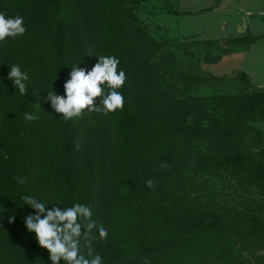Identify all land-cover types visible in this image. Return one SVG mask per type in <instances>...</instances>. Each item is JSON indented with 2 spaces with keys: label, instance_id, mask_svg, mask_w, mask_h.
<instances>
[{
  "label": "trees",
  "instance_id": "obj_1",
  "mask_svg": "<svg viewBox=\"0 0 264 264\" xmlns=\"http://www.w3.org/2000/svg\"><path fill=\"white\" fill-rule=\"evenodd\" d=\"M152 1L0 0V264H251L228 240L264 242L262 208L187 195L191 174L221 169L264 191V156L231 145L264 119V90L188 120L173 98L188 75L133 14Z\"/></svg>",
  "mask_w": 264,
  "mask_h": 264
},
{
  "label": "rangeland",
  "instance_id": "obj_2",
  "mask_svg": "<svg viewBox=\"0 0 264 264\" xmlns=\"http://www.w3.org/2000/svg\"><path fill=\"white\" fill-rule=\"evenodd\" d=\"M164 3L183 14L168 15ZM133 12L146 35L167 43L174 59L165 68L188 75V83H180L172 95L189 101L187 119L191 122L196 120L205 126L210 125V118L221 117L216 101L221 96L264 90V0H154ZM240 37L258 38L250 45H236ZM234 73L236 77L228 78ZM235 134L231 145L237 151L264 156V119L246 123ZM199 143L191 142L187 147L194 152L212 153L226 146L221 137ZM190 176L187 195L191 201L217 209L228 207L240 212L251 207L264 211V191L247 184L242 174L221 169ZM235 241L228 240V244L232 242L242 257L251 264H264V242Z\"/></svg>",
  "mask_w": 264,
  "mask_h": 264
},
{
  "label": "water",
  "instance_id": "obj_3",
  "mask_svg": "<svg viewBox=\"0 0 264 264\" xmlns=\"http://www.w3.org/2000/svg\"><path fill=\"white\" fill-rule=\"evenodd\" d=\"M226 45V44H225ZM237 73H234L232 76L228 77V78H232V77H236ZM242 77H244V74L242 75Z\"/></svg>",
  "mask_w": 264,
  "mask_h": 264
}]
</instances>
